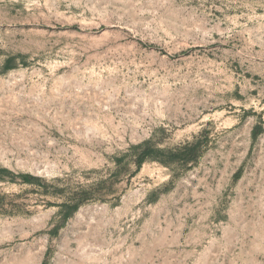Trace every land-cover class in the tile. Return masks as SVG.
<instances>
[{"label":"rangeland","instance_id":"374dc122","mask_svg":"<svg viewBox=\"0 0 264 264\" xmlns=\"http://www.w3.org/2000/svg\"><path fill=\"white\" fill-rule=\"evenodd\" d=\"M257 123L264 0H0V169L44 182L2 174L0 264H264ZM203 131L177 178L116 163Z\"/></svg>","mask_w":264,"mask_h":264},{"label":"trees","instance_id":"16d2710c","mask_svg":"<svg viewBox=\"0 0 264 264\" xmlns=\"http://www.w3.org/2000/svg\"><path fill=\"white\" fill-rule=\"evenodd\" d=\"M15 56H9L5 60V68H11ZM264 132V127L261 123L254 125L252 129V138L256 140L258 136ZM209 139L206 131H203V135L196 137L193 141L185 142L178 145L175 148H160L157 147L153 138L145 140L137 145L130 147L127 153L122 157L117 158L116 163L119 168L126 169L129 162L135 165V169L130 176L136 175L142 168L143 164L148 161L159 162L165 166H171L177 164L182 166L181 171L173 172V179L183 175L189 168L196 165L201 156L204 153L205 147L208 145ZM2 174H6L12 180L20 178L24 184L35 185L42 187L44 182L40 177L32 174H14L7 169H0V180H3ZM91 195V189L83 188L76 193H69V199L58 204L60 210L59 214L62 216V222H65L70 216H72L81 206L83 202L88 200ZM80 196L81 199L72 200L73 198ZM58 226L55 225L51 232L57 233Z\"/></svg>","mask_w":264,"mask_h":264}]
</instances>
